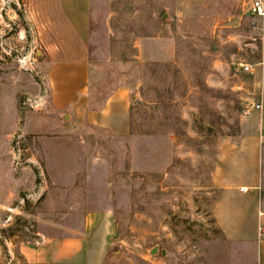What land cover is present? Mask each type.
<instances>
[{
	"label": "rangeland",
	"instance_id": "rangeland-1",
	"mask_svg": "<svg viewBox=\"0 0 264 264\" xmlns=\"http://www.w3.org/2000/svg\"><path fill=\"white\" fill-rule=\"evenodd\" d=\"M22 1L0 0V264H27L21 243L75 233L76 213L98 203L114 208L120 239L104 264H255L256 247L225 240L213 200L196 193L249 104L237 89L248 79L240 64L258 59L264 23L250 0H90L88 108L126 89V136L50 107ZM151 63L175 68L185 94L168 93L169 72L148 73ZM160 98L172 100L181 133L159 124L169 114ZM170 144H182L185 159L174 162Z\"/></svg>",
	"mask_w": 264,
	"mask_h": 264
},
{
	"label": "crops",
	"instance_id": "crops-1",
	"mask_svg": "<svg viewBox=\"0 0 264 264\" xmlns=\"http://www.w3.org/2000/svg\"><path fill=\"white\" fill-rule=\"evenodd\" d=\"M22 2L35 26L50 107L74 123H86L113 136L128 135L130 97L126 89L112 92L98 110L88 108L90 0ZM246 74L248 79L237 89L249 104L261 108L241 115L244 120L237 136L217 145L211 169L196 182V193L202 203L213 200L211 213L224 239L254 245L255 264H264V237L257 234L264 227V23L259 57ZM168 150L174 151V162L178 157L185 159L182 144H170ZM185 197L187 201L192 198L189 193ZM96 205L76 213L82 215V224L75 233L37 234L38 244L21 243L19 254L27 264H104L110 248L120 241L118 223L112 205Z\"/></svg>",
	"mask_w": 264,
	"mask_h": 264
},
{
	"label": "trees",
	"instance_id": "trees-1",
	"mask_svg": "<svg viewBox=\"0 0 264 264\" xmlns=\"http://www.w3.org/2000/svg\"><path fill=\"white\" fill-rule=\"evenodd\" d=\"M145 69L148 73L151 74L160 69L169 72V80L168 78H166V80L168 81L166 88L167 92L174 94L175 96L176 94L178 96H182L185 94L187 88L186 84L180 78L178 71L175 68H173L170 64L151 63V64H147L145 66ZM198 88L201 91L209 90V88H207L205 85L201 83H198ZM157 103L159 106L162 107L164 112L169 113V114H164L159 124L167 127L166 130L169 132L181 133L182 132L181 126L183 125V122L180 119V117H178L177 114H174L176 109L175 106L172 104V100L170 98L166 100L160 98V100Z\"/></svg>",
	"mask_w": 264,
	"mask_h": 264
},
{
	"label": "built area",
	"instance_id": "built-area-1",
	"mask_svg": "<svg viewBox=\"0 0 264 264\" xmlns=\"http://www.w3.org/2000/svg\"><path fill=\"white\" fill-rule=\"evenodd\" d=\"M249 14L254 18H264V0H250L249 3ZM244 72H250V65L240 64ZM260 104H248L244 110L245 114H248L251 110H259ZM241 191V190H240ZM258 237H264V227H259L257 230ZM36 244H38L36 242Z\"/></svg>",
	"mask_w": 264,
	"mask_h": 264
}]
</instances>
